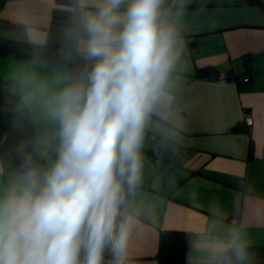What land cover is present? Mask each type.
Returning a JSON list of instances; mask_svg holds the SVG:
<instances>
[{
	"label": "crops",
	"instance_id": "1",
	"mask_svg": "<svg viewBox=\"0 0 264 264\" xmlns=\"http://www.w3.org/2000/svg\"><path fill=\"white\" fill-rule=\"evenodd\" d=\"M56 5L6 0L3 36L44 44ZM163 7L180 57L144 132L141 180L124 209L133 218L124 264H158L161 230L193 233L186 259L193 264H217V245L236 230L249 249L247 264H264V0H165ZM84 55L77 42L70 65L0 54V81L23 105L34 81L53 90L56 80L68 84ZM207 67L216 74L198 73ZM28 109L36 142L47 141V166L58 146L56 127ZM15 171L0 157V187ZM104 264H112L107 253Z\"/></svg>",
	"mask_w": 264,
	"mask_h": 264
},
{
	"label": "clouds",
	"instance_id": "2",
	"mask_svg": "<svg viewBox=\"0 0 264 264\" xmlns=\"http://www.w3.org/2000/svg\"><path fill=\"white\" fill-rule=\"evenodd\" d=\"M164 3L78 0L70 35L91 63L71 83L34 81L21 97L55 125L58 146L43 167L46 140L16 149L19 167L0 187V264H104L106 253L124 264L144 132L180 57ZM215 255L249 260L236 230Z\"/></svg>",
	"mask_w": 264,
	"mask_h": 264
},
{
	"label": "trees",
	"instance_id": "3",
	"mask_svg": "<svg viewBox=\"0 0 264 264\" xmlns=\"http://www.w3.org/2000/svg\"><path fill=\"white\" fill-rule=\"evenodd\" d=\"M5 1L0 0V8ZM249 1L259 3V0ZM55 3L57 5L52 10V20L44 44H28L4 37L2 31L8 27V22L0 18V54L70 65L76 51V40L70 32H74L75 21L79 14L77 0H55ZM69 7L74 9H68ZM90 63L85 53L82 69L71 70L69 83L79 79ZM198 73L202 76H214L216 71L207 67L199 70ZM19 102L17 90L9 83L0 81V157L6 167L16 170L19 167L16 152L18 146L25 144L30 151L37 143L32 133L30 111ZM38 162L42 167L46 166L44 159ZM193 243L194 235L191 232L161 230L158 264H193L186 260Z\"/></svg>",
	"mask_w": 264,
	"mask_h": 264
},
{
	"label": "built area",
	"instance_id": "4",
	"mask_svg": "<svg viewBox=\"0 0 264 264\" xmlns=\"http://www.w3.org/2000/svg\"><path fill=\"white\" fill-rule=\"evenodd\" d=\"M219 79H220V80H225V79H226V75H223V74L219 75ZM243 80L246 81L247 78L245 77ZM245 123H247V124H250V123H251V118H250V116H247V117H246ZM233 221L236 222V219L233 218Z\"/></svg>",
	"mask_w": 264,
	"mask_h": 264
}]
</instances>
